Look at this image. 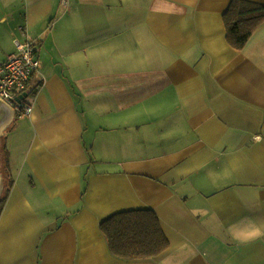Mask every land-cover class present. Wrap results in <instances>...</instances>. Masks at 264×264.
I'll use <instances>...</instances> for the list:
<instances>
[{"label":"crops","instance_id":"crops-1","mask_svg":"<svg viewBox=\"0 0 264 264\" xmlns=\"http://www.w3.org/2000/svg\"><path fill=\"white\" fill-rule=\"evenodd\" d=\"M232 2L0 0V64L21 33L39 61L0 132V264H264V24L234 49ZM136 209L168 248L116 258L99 222Z\"/></svg>","mask_w":264,"mask_h":264},{"label":"trees","instance_id":"trees-1","mask_svg":"<svg viewBox=\"0 0 264 264\" xmlns=\"http://www.w3.org/2000/svg\"><path fill=\"white\" fill-rule=\"evenodd\" d=\"M224 22L228 42L234 49H240L253 32L264 24V5L233 0L225 14ZM26 87L29 88L28 93L32 97L36 86L32 87L30 82ZM3 179L2 177L0 210L9 189L8 183L5 184ZM99 230L110 254L119 259H152L168 248V241L152 210L116 212L99 222Z\"/></svg>","mask_w":264,"mask_h":264},{"label":"built area","instance_id":"built-area-1","mask_svg":"<svg viewBox=\"0 0 264 264\" xmlns=\"http://www.w3.org/2000/svg\"><path fill=\"white\" fill-rule=\"evenodd\" d=\"M14 46L16 51L0 64V100L17 115L27 117L33 103L28 99L29 88L26 86L36 73L39 61L34 43L25 33H21V39H14Z\"/></svg>","mask_w":264,"mask_h":264},{"label":"water","instance_id":"water-1","mask_svg":"<svg viewBox=\"0 0 264 264\" xmlns=\"http://www.w3.org/2000/svg\"><path fill=\"white\" fill-rule=\"evenodd\" d=\"M14 112L13 109L0 100V132L7 126L10 122ZM3 191L2 177L0 175V197Z\"/></svg>","mask_w":264,"mask_h":264},{"label":"rangeland","instance_id":"rangeland-1","mask_svg":"<svg viewBox=\"0 0 264 264\" xmlns=\"http://www.w3.org/2000/svg\"><path fill=\"white\" fill-rule=\"evenodd\" d=\"M18 38L21 39L20 34H18ZM27 38H28V37H27ZM28 39H29V38H28ZM32 42H33V41H32ZM30 98H31V96L29 95V96H28V99H30ZM0 143H1V141H0ZM116 152H117V154H116L115 156H113L112 161H113V160H116V159H118V158H120V150H117ZM4 155H5V151H4V149H1V145H0V172H1L3 178H4V176H3V173H4V167H3ZM106 167L108 168L109 165H107ZM3 180H4L5 184H6V183H7V179L4 178ZM1 204H2V203H1Z\"/></svg>","mask_w":264,"mask_h":264},{"label":"bare ground","instance_id":"bare-ground-1","mask_svg":"<svg viewBox=\"0 0 264 264\" xmlns=\"http://www.w3.org/2000/svg\"><path fill=\"white\" fill-rule=\"evenodd\" d=\"M38 58V57H37ZM31 82V81H30ZM14 114H16L15 112H14ZM17 115V114H16Z\"/></svg>","mask_w":264,"mask_h":264}]
</instances>
